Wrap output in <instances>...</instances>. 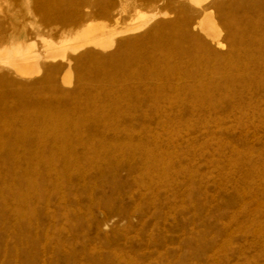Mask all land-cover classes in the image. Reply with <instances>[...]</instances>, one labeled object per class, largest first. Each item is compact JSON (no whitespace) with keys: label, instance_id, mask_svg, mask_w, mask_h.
<instances>
[{"label":"rangeland","instance_id":"1","mask_svg":"<svg viewBox=\"0 0 264 264\" xmlns=\"http://www.w3.org/2000/svg\"><path fill=\"white\" fill-rule=\"evenodd\" d=\"M137 11L145 24L107 47L28 75L0 60V264H264V94L209 113L172 80L253 74L264 0H0V48L42 55V38ZM204 11L219 47L194 27Z\"/></svg>","mask_w":264,"mask_h":264},{"label":"bare ground","instance_id":"2","mask_svg":"<svg viewBox=\"0 0 264 264\" xmlns=\"http://www.w3.org/2000/svg\"><path fill=\"white\" fill-rule=\"evenodd\" d=\"M190 1L192 4L199 6L204 0ZM51 9V7L47 9L45 5L44 15L47 16L51 12ZM207 12L198 20L194 27L199 26L210 37V40L214 42L215 46L217 45L219 47L221 45L219 41L221 35L220 30L218 29V31L214 26V20L212 21L213 18L211 19L212 14L210 15ZM154 15L156 16V13L151 14L150 18ZM146 21L145 13L137 11L133 22H130L124 29L115 30L107 29L103 21L99 22L98 20L90 19L85 23L79 24L69 35L57 41L42 38V42L44 43V52L42 55L31 48L34 45L33 42L25 45L14 43L9 47L5 46L0 48V60L6 63L10 61L14 64L15 70L19 74L28 75L32 72L33 67L38 70L37 61L40 58L54 59L58 57L63 59L67 56L68 52H74L88 45L107 47L111 44L113 35L121 32L134 31L144 25ZM197 44L200 47H205L202 41ZM214 63H221V61L219 60ZM221 69L223 72L218 78L208 76L209 73H213L212 71L206 70L204 67H197L195 68L194 74L190 70H186V73L177 74L172 80H174L175 89L178 87L177 90L187 91V93H183L184 97L192 104L198 105L206 102L208 105L203 110L209 113L215 111L212 103L218 98L225 97L235 101L230 107V111L241 114L244 109L242 104L245 100H250L257 93L264 94V54L260 57L253 74L247 73L242 68L236 66L225 65ZM68 75L65 74L63 76L65 82L70 78V75ZM253 76H256L257 79H253V82H251L250 78H253Z\"/></svg>","mask_w":264,"mask_h":264}]
</instances>
